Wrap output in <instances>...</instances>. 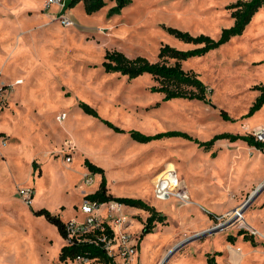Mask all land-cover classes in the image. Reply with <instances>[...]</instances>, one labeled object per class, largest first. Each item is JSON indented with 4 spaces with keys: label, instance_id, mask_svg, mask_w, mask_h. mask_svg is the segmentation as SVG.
<instances>
[{
    "label": "rangeland",
    "instance_id": "rangeland-1",
    "mask_svg": "<svg viewBox=\"0 0 264 264\" xmlns=\"http://www.w3.org/2000/svg\"><path fill=\"white\" fill-rule=\"evenodd\" d=\"M46 1L0 0V133L5 137L0 138V264H59L58 252L66 241L54 225L31 210L57 212L65 223L82 222L83 198L100 182L95 175L90 187L80 188L83 174H89L84 160L103 169L113 197L142 201L156 200L153 184L158 177L188 169L187 157L195 145L180 149L178 142H191L171 138L138 144L127 134L115 133L83 115L78 102L124 131L146 135L179 131L201 141L210 134H250V126L262 120V115L241 117L254 101L251 87L264 86V63L252 66L264 61V9L242 36L184 63L183 69L193 70L207 86L208 104L180 99L162 104L160 95L148 91L152 85L148 75L127 81L104 73L105 52L117 50L129 58L142 56L155 62L162 44L183 51L193 48L163 27L216 40L221 29L231 26L226 8L236 0H132L110 18L111 2L92 16L77 4L61 15L72 21L68 28L54 19L62 8L52 5L43 10ZM222 110L229 121L220 116ZM61 114L65 118L59 122ZM259 167L261 172L264 160ZM209 182L222 183L218 179ZM27 188L34 192L31 205L19 195ZM190 209L198 223L199 215L194 207ZM107 212L106 206L100 209L102 217ZM123 213L134 214L127 207ZM139 217H132L133 235L142 224ZM167 225L145 239L139 264H155L175 228V224ZM221 238L216 233L199 241L185 240L167 255L168 260L176 253L168 264H204L206 252L225 249ZM239 255L242 264H264V255L247 245L240 246ZM219 264L224 263L219 260Z\"/></svg>",
    "mask_w": 264,
    "mask_h": 264
},
{
    "label": "trees",
    "instance_id": "trees-1",
    "mask_svg": "<svg viewBox=\"0 0 264 264\" xmlns=\"http://www.w3.org/2000/svg\"><path fill=\"white\" fill-rule=\"evenodd\" d=\"M107 2L112 3V7L107 13L108 18H110L114 15L120 14L123 9L131 5L132 0H70L68 9L75 7L77 4H81L84 14L92 16L102 10ZM226 9L230 11L232 25L229 28L221 29L218 39L214 40L203 34L192 36L189 33L178 29L163 27L167 34L184 44L191 45L193 48L183 51L162 44L158 50L156 57L157 60L155 62H150L142 56L129 58L117 50L106 51L101 63L103 72L106 74H118L125 77L127 81L134 80L142 75H148L152 81V85L148 88V91L151 94L160 95L162 97L161 102L180 99L208 104L207 86H205L194 72L184 71L182 63L192 58L203 57L211 51L224 46L232 38L243 35L253 17L260 10L264 9V0H236L235 3L227 6ZM251 90L259 92V95L248 108L247 113L241 118L252 117L264 105V86L255 85L251 87ZM158 104L159 103H156L155 107H157ZM77 106L83 114L97 119L105 127L111 129L115 133L127 134L132 141L138 144H148L153 141L180 138L195 144L199 149L209 151L217 142L222 140H227L231 143L242 141L249 147L264 154V144L256 142L250 134L234 135L221 133L214 135L210 140L204 142H200L190 135L179 131H168L154 135H146L139 131H124L115 127L112 123L101 119L97 112L85 103L78 102ZM220 116L224 120H230L227 113L223 110L220 112ZM0 138L5 139L3 133H0ZM83 167L89 174H91V176H100L97 190L86 195L84 199L96 202L99 205L115 203L122 205L123 207L147 213L148 217L142 222L140 234L137 238L138 245H140L146 236L153 233L157 225L167 226V217L157 212L155 208L149 206L141 199L113 197L107 189L103 169L96 167L87 160L83 161ZM261 209L264 213V202L261 205ZM31 212L34 216H41L48 223L54 225L60 237L64 240L66 239L67 222H62L59 215L52 214L45 209L31 210ZM100 227L104 229L103 233L107 237H112V231L105 223H101ZM101 233L100 230H92L89 233L77 235L70 242L65 243L58 253L57 260L59 264H74L78 258L85 259L88 263L91 262L92 264H114L113 258L106 255L102 245L95 243V240H97ZM241 235L244 242H249L253 247L256 246L252 235L245 230H239L237 236ZM234 239L235 238L232 236H227L226 242L232 243ZM216 256H220V253L215 252L213 255L206 254V264H216Z\"/></svg>",
    "mask_w": 264,
    "mask_h": 264
},
{
    "label": "crops",
    "instance_id": "crops-1",
    "mask_svg": "<svg viewBox=\"0 0 264 264\" xmlns=\"http://www.w3.org/2000/svg\"><path fill=\"white\" fill-rule=\"evenodd\" d=\"M255 17L256 15L253 17V19ZM253 19L251 20V22L253 21ZM251 22L249 23V25L251 24ZM248 26L246 27V29L248 28ZM185 62L182 63V68ZM263 63L264 61L259 63L253 62L252 66L260 65ZM184 71L194 72L193 70H184ZM258 95L259 92L254 91V95H253L254 100L256 97H258ZM259 115H262V120L259 123L250 126L253 129L264 125V105L258 112H256L252 116V118H255L256 116ZM245 126H249V125L247 124ZM229 134H233V133H229ZM236 134L244 135L242 132H237ZM214 135L210 134L207 137V139L204 141L210 140ZM176 139H180V138H176ZM198 141L204 142L201 140ZM178 143H180L178 144V147L180 149L188 148V150L191 149L190 146L195 145L193 143L187 144V143H182L180 141ZM196 148L197 146L195 145V147L192 148L193 150L192 154H190L187 157L188 169L181 170L179 173H177L178 178L182 180V182L186 186V192L188 198L195 205L180 206L178 205L175 199H169L173 201L171 204L168 205H163L162 202H168L169 200L160 201L154 199V201L153 200L144 201L149 206L155 208L157 212L165 215L167 217V223L175 224V228L173 233L171 234V238L167 243V245L161 248L159 255L156 258L155 264H159L163 259H165L167 255L175 247L183 243L187 237L196 234H202L203 232L211 229L215 225V220H214L215 216H223L231 213L235 209L240 208L242 205L246 203L250 195H252L256 189H258L261 185L264 184V168H262L261 172H258L259 171L258 169L260 168L259 162L261 160H264V154L252 147H249L246 143L242 141L231 143L227 140H222L217 142L209 151H204L203 149L198 150ZM194 154L200 157L197 156L195 157ZM196 159L198 161L202 160L203 164L197 162ZM254 174H256L255 178H248L249 175L254 176ZM217 179L220 182H222L221 185L209 182ZM97 188L98 186L96 187L95 191L97 190ZM263 202H264V188L259 192V194L256 196L254 201L247 208L243 216L244 223L256 233V235L253 236V241L256 243V246L255 247L251 246L249 242H244L242 240V236H237V232L239 231L238 228L235 227L231 228L232 230L227 229L226 231L221 232L222 235L221 239L224 241L223 245L225 246V249L222 252H219L220 256L215 257L216 264H219V260H222L224 264H242V257L241 255H239L241 245H245V246L247 245L249 246L251 251L264 255V213L263 210L261 209V205ZM191 207L195 208L194 211L200 217V221L198 223L195 222L193 217H191V213L193 212L190 211ZM130 210L134 213L132 214L131 217H136L137 215H139L140 216L139 218L142 219V222L145 221L146 218L148 217L147 213L143 211H139L135 209H130ZM52 214L59 215L57 212H53ZM61 221L64 222L65 220L61 219ZM165 227L166 226L157 225L154 230L159 228L165 229ZM140 230H141V225H139V229L135 233L136 236H139ZM210 236H206V239L207 237ZM227 236L234 237L235 238L234 241L232 243L226 242ZM148 237L149 235L146 236L139 245V249H138L139 257L144 241L145 239H148ZM199 240L200 239H198L197 241ZM197 241H194L192 243H195ZM214 253L215 252L213 253L206 252L202 256V260L204 261V264H206V254L213 255ZM175 254H173L166 261L165 264H168Z\"/></svg>",
    "mask_w": 264,
    "mask_h": 264
},
{
    "label": "built area",
    "instance_id": "built-area-1",
    "mask_svg": "<svg viewBox=\"0 0 264 264\" xmlns=\"http://www.w3.org/2000/svg\"><path fill=\"white\" fill-rule=\"evenodd\" d=\"M63 0H47L44 9L48 10L52 5L62 8ZM57 23L63 27L68 28L73 25L72 21L66 16L58 15L54 17ZM65 118V114L58 116V121L61 122ZM250 135L256 142L264 144V125L253 129ZM66 162H70L71 158L67 157ZM93 184V176L84 174L81 189H86ZM32 190V189H31ZM92 193V192H91ZM89 193V194H91ZM154 197L160 201H167L169 199H175L180 206L195 205L187 196L183 182L178 178L174 171H167L164 175L158 177L153 184ZM22 201L31 205L33 194L27 189H21L19 192ZM88 195V194H86ZM85 195V196H86ZM84 196V197H85ZM106 206L107 213L105 217L100 215V209ZM246 203L240 208L233 210L231 213L223 216H215V225L203 232L202 234L192 235L186 240H197L203 235L210 236L216 233H221L231 228H238L239 230H245L252 236L256 233L243 221L244 209ZM81 214L84 216L82 222L68 221L66 223V243L70 242L74 237L80 234L89 233L92 230H100L102 233L95 240L96 244L102 245L107 256L113 258L114 264H139L138 255V236L133 235L130 228L133 225L132 217L123 213V206L115 203H109L105 205H99L96 202L83 198V202L79 208ZM101 223H105L112 231V237H107L100 227ZM220 228L217 232H212L216 228ZM88 263L87 260L78 258L74 264Z\"/></svg>",
    "mask_w": 264,
    "mask_h": 264
},
{
    "label": "water",
    "instance_id": "water-1",
    "mask_svg": "<svg viewBox=\"0 0 264 264\" xmlns=\"http://www.w3.org/2000/svg\"><path fill=\"white\" fill-rule=\"evenodd\" d=\"M69 5H70V0H64V1H63V4H62V9H61V11H60L59 14H60V15H63V14L66 12V10L68 9ZM263 188H264V184L261 185L258 189H256V190L253 192L252 195H250V197H249L248 200L246 201V206H245V209H244L243 212H245V211L247 210V208L251 205V203L254 201V199L256 198V196L259 194V192H260ZM219 230H220V228L217 227L216 229L212 230V232H217V231H219ZM204 236H205V235H203L202 237H204ZM167 258H168V257H166L165 259H163V260L161 261L160 264H165Z\"/></svg>",
    "mask_w": 264,
    "mask_h": 264
},
{
    "label": "bare ground",
    "instance_id": "bare-ground-1",
    "mask_svg": "<svg viewBox=\"0 0 264 264\" xmlns=\"http://www.w3.org/2000/svg\"><path fill=\"white\" fill-rule=\"evenodd\" d=\"M21 82L19 81L18 84H20ZM193 242V241H192Z\"/></svg>",
    "mask_w": 264,
    "mask_h": 264
}]
</instances>
